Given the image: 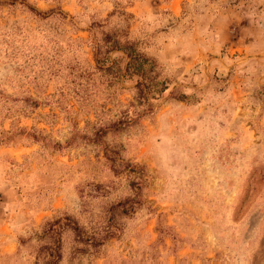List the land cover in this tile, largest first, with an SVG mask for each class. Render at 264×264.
Returning a JSON list of instances; mask_svg holds the SVG:
<instances>
[{
    "label": "rangeland",
    "instance_id": "1",
    "mask_svg": "<svg viewBox=\"0 0 264 264\" xmlns=\"http://www.w3.org/2000/svg\"><path fill=\"white\" fill-rule=\"evenodd\" d=\"M112 31L163 91L98 139L144 110L97 69ZM21 129L40 142L0 147V264H264V0H0V132Z\"/></svg>",
    "mask_w": 264,
    "mask_h": 264
},
{
    "label": "trees",
    "instance_id": "2",
    "mask_svg": "<svg viewBox=\"0 0 264 264\" xmlns=\"http://www.w3.org/2000/svg\"><path fill=\"white\" fill-rule=\"evenodd\" d=\"M36 16H41V12L37 11L34 8H29ZM114 12L110 13L108 17L112 16ZM127 18L131 19V15H126ZM104 42V43H103ZM141 45L140 40L129 39L128 34H119L115 31L104 33V40L102 44L96 50V61L97 69L101 71L104 75L113 74L115 82H118L121 78L126 80H133L136 78L135 90L138 91V101L140 105L144 107L142 112L134 111L131 115L128 112H125L117 121L106 124H101L96 130L94 136L103 137L107 136L108 133H120L127 128L137 125L140 119L150 115L153 111V107L148 103L147 95L145 90L149 91V94L152 93H161L163 90L158 89L161 85L160 80L157 75V63L153 58H151L146 52L144 53L139 49ZM113 51H122L126 54V57H120L119 59H114L113 64L110 61V54ZM120 61L122 64L120 65ZM126 61V63H125ZM125 63V65H124ZM165 88V87H164ZM163 89V88H162ZM177 100L186 101L187 96L181 95L176 97ZM27 106L32 109H37L41 104L37 100L31 98H26ZM15 135V136H10ZM32 138L34 142H40L36 137L35 132L27 131L26 129H21L15 131V133H6L4 131L0 132V147H10L15 146L21 143L24 140ZM70 144V141H68ZM113 154H117L113 152ZM140 194L137 193L135 197H128L123 201H120L118 204L112 207V219L116 216H130L131 213L135 211L136 205L139 203ZM116 231L120 230L117 226ZM115 235V231H105L103 237L97 238L94 240L95 246H99L102 240L111 238ZM53 253V259L60 258V246H57ZM52 256V255H51ZM56 264L57 261L53 260L49 264Z\"/></svg>",
    "mask_w": 264,
    "mask_h": 264
}]
</instances>
